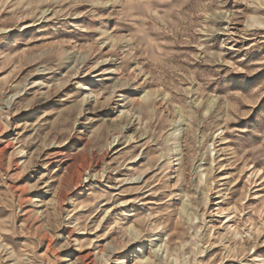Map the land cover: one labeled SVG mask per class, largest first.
<instances>
[{
    "label": "rangeland",
    "instance_id": "374dc122",
    "mask_svg": "<svg viewBox=\"0 0 264 264\" xmlns=\"http://www.w3.org/2000/svg\"><path fill=\"white\" fill-rule=\"evenodd\" d=\"M0 264H264V0H0Z\"/></svg>",
    "mask_w": 264,
    "mask_h": 264
},
{
    "label": "bare ground",
    "instance_id": "6f19581e",
    "mask_svg": "<svg viewBox=\"0 0 264 264\" xmlns=\"http://www.w3.org/2000/svg\"><path fill=\"white\" fill-rule=\"evenodd\" d=\"M85 255H87V254H85ZM92 255V254H91ZM88 256V255H87ZM91 259V258H90ZM145 261V260H144Z\"/></svg>",
    "mask_w": 264,
    "mask_h": 264
}]
</instances>
